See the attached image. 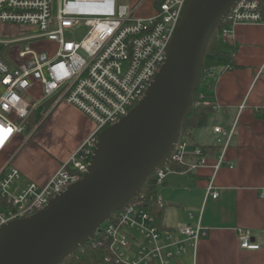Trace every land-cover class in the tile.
Returning a JSON list of instances; mask_svg holds the SVG:
<instances>
[{
    "label": "built area",
    "instance_id": "2783aa9c",
    "mask_svg": "<svg viewBox=\"0 0 264 264\" xmlns=\"http://www.w3.org/2000/svg\"><path fill=\"white\" fill-rule=\"evenodd\" d=\"M185 1L164 0L151 17L144 19L136 17L135 7L124 5L122 0H57L55 9L52 0H0V25L20 24L38 31L18 41L0 39V53L7 47L9 61L0 57V151L15 135L23 133L35 108L27 96L34 86H40L43 101L60 92L56 102L75 107L95 124L94 132L45 185L28 183L19 188L17 169L10 166L2 173L0 227L38 212L82 178L98 134L127 115L159 71ZM221 24L224 28L220 37L230 44L234 26L264 24V0H237ZM80 25L87 32L76 42L67 34ZM33 40L53 43L54 54L48 57L25 46L15 57L8 56L10 46ZM208 80H215L213 68L209 67L202 73V81ZM204 104L213 111L217 109L215 102ZM213 133L220 151L210 166L213 174L205 197L217 199L219 194L213 180L219 168L227 165L225 152L234 127L228 130L214 127ZM189 157L195 161L189 162ZM171 163L184 167L182 172L191 173L206 167L207 158L200 147L178 139L168 164L153 173L156 186L179 172L171 168ZM155 202L163 207L158 193ZM187 217L193 218L191 214ZM205 235L199 221L177 229L158 227L152 214L137 199L111 214L89 245L104 248V261L109 264H176L189 251L194 256L198 241ZM237 237L241 249L258 248L250 242L249 231L238 229Z\"/></svg>",
    "mask_w": 264,
    "mask_h": 264
},
{
    "label": "crops",
    "instance_id": "0c3cea01",
    "mask_svg": "<svg viewBox=\"0 0 264 264\" xmlns=\"http://www.w3.org/2000/svg\"><path fill=\"white\" fill-rule=\"evenodd\" d=\"M153 3L150 15L137 17H151ZM231 34L227 56L208 65L215 73L212 102L217 109L193 138L200 146H214V127H234L225 152L227 165L219 168L213 180L219 195L217 199L205 197L213 174L212 150L206 156V167L191 173L174 172L156 186L163 202L164 227L177 229L199 221L206 230L195 255L189 251L176 264H264V24H239ZM32 113L24 128L29 132L27 138L23 139V133L15 135L0 151V176L14 167L20 174L19 188L28 183L45 185L95 130L91 120L63 101L46 112L42 109L33 126ZM66 135L68 149L53 158L47 146L50 139ZM188 214L193 216L191 220ZM238 229L249 231L256 250L239 247Z\"/></svg>",
    "mask_w": 264,
    "mask_h": 264
},
{
    "label": "water",
    "instance_id": "95a60500",
    "mask_svg": "<svg viewBox=\"0 0 264 264\" xmlns=\"http://www.w3.org/2000/svg\"><path fill=\"white\" fill-rule=\"evenodd\" d=\"M237 0H186L165 60L139 102L102 130L82 178L38 212L0 227V264H60L168 164L199 82L203 51ZM7 47L0 57H6ZM60 92L40 105L44 112Z\"/></svg>",
    "mask_w": 264,
    "mask_h": 264
},
{
    "label": "trees",
    "instance_id": "16d2710c",
    "mask_svg": "<svg viewBox=\"0 0 264 264\" xmlns=\"http://www.w3.org/2000/svg\"><path fill=\"white\" fill-rule=\"evenodd\" d=\"M164 0H154L153 7L156 10ZM224 28V24L216 26L210 33L207 43L203 51V57L199 69V82L194 93L192 101V112L185 119L184 124L180 130L179 139L188 142L191 146H197L202 149L205 156L212 150V156H217L220 151V145L214 146H200L193 141L194 134L201 130L207 123L208 116L212 113V109L205 105L204 102H212L213 100V87L214 81L208 80L202 81L203 70L208 66L203 64V58L206 54L212 56L215 60L218 58H224L227 56L230 47L221 39V31ZM202 95V99L199 96ZM42 108L37 107L30 117V123L32 126L36 124L40 118ZM171 168L175 171L182 172L184 167L177 164H170ZM156 181L153 174H151L145 184L143 185L141 192L137 198H133L130 202L140 199V202L149 210L155 219V223L158 227L164 228L162 225V213L163 207H158L155 202L156 196ZM106 256V250L104 248H92L89 242L79 247L74 254L66 256L60 264H109L104 261Z\"/></svg>",
    "mask_w": 264,
    "mask_h": 264
},
{
    "label": "rangeland",
    "instance_id": "374dc122",
    "mask_svg": "<svg viewBox=\"0 0 264 264\" xmlns=\"http://www.w3.org/2000/svg\"><path fill=\"white\" fill-rule=\"evenodd\" d=\"M52 3V7L55 9L57 0H52ZM122 3L129 7H135L134 14L136 17L143 16L146 14L150 15L153 10L152 0H122ZM86 32L87 29L80 25L68 32L67 35H69L74 41L79 42L81 39L84 38ZM37 33L38 31L33 27L24 26L20 24L0 25V39L18 41L22 38L36 35ZM25 46H28L31 50L35 51L38 54L44 53L48 57H51L56 49L53 43H50L46 40H33L27 42L19 41V43H16L9 47L8 56L10 58L15 57L17 52L24 50ZM18 62L19 61L17 60V63ZM213 63L214 58L206 54L203 58V64L208 66ZM27 96L33 101L35 106H40L44 102L40 86H34V88L29 91ZM28 133V130L25 129L23 132V139L27 138ZM67 137L68 135L50 139V143H48L47 146L53 158L57 159L60 154H62L65 150L68 149L70 145V139Z\"/></svg>",
    "mask_w": 264,
    "mask_h": 264
}]
</instances>
